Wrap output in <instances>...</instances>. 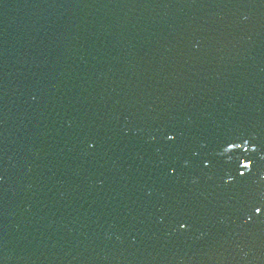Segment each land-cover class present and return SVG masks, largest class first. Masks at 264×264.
<instances>
[{
	"label": "water",
	"instance_id": "95a60500",
	"mask_svg": "<svg viewBox=\"0 0 264 264\" xmlns=\"http://www.w3.org/2000/svg\"><path fill=\"white\" fill-rule=\"evenodd\" d=\"M0 264H264V0H0Z\"/></svg>",
	"mask_w": 264,
	"mask_h": 264
}]
</instances>
